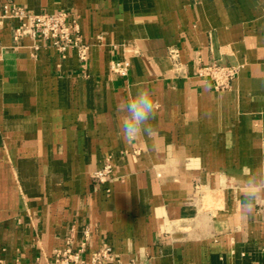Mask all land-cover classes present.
<instances>
[{
	"label": "crops",
	"instance_id": "crops-1",
	"mask_svg": "<svg viewBox=\"0 0 264 264\" xmlns=\"http://www.w3.org/2000/svg\"><path fill=\"white\" fill-rule=\"evenodd\" d=\"M13 5L71 11L88 59L17 38ZM210 61L240 67L230 89L198 75ZM140 88L152 132L125 140L115 99ZM258 171L264 0H0V264H52L85 232L105 264H264V198L240 210Z\"/></svg>",
	"mask_w": 264,
	"mask_h": 264
},
{
	"label": "built area",
	"instance_id": "built-area-1",
	"mask_svg": "<svg viewBox=\"0 0 264 264\" xmlns=\"http://www.w3.org/2000/svg\"><path fill=\"white\" fill-rule=\"evenodd\" d=\"M6 11L9 16L20 21L16 28L17 38L29 35L39 41H48L63 56L68 50L74 49L81 61L85 62L88 59L90 44L84 40L77 18L68 9L35 13L22 6L13 5L7 7ZM36 47L38 48L39 44ZM129 67V60H118L112 64V70L120 75H126ZM239 69L240 67L236 65L210 61L199 65L198 75L211 80L216 89L226 90L232 87ZM112 171L113 164L107 161L93 172L92 177L102 185L109 179ZM88 240V232H85L80 245L75 247L70 237L65 247L55 250L52 264H105L112 259L114 251L110 246L91 250L89 255L85 256L88 251Z\"/></svg>",
	"mask_w": 264,
	"mask_h": 264
},
{
	"label": "clouds",
	"instance_id": "clouds-1",
	"mask_svg": "<svg viewBox=\"0 0 264 264\" xmlns=\"http://www.w3.org/2000/svg\"><path fill=\"white\" fill-rule=\"evenodd\" d=\"M158 101L154 91L140 88L134 95H117L115 111L119 120L120 134L132 139L141 133L151 134L150 120L155 118ZM240 210L242 214H251L257 202L264 198V171H258L245 178L240 187Z\"/></svg>",
	"mask_w": 264,
	"mask_h": 264
}]
</instances>
